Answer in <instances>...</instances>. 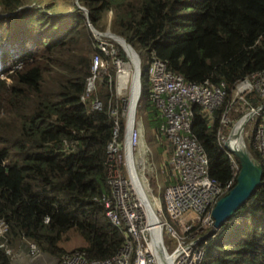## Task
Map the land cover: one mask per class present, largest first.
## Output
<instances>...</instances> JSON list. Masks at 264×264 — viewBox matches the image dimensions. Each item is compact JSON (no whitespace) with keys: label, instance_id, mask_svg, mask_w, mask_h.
Masks as SVG:
<instances>
[{"label":"trees","instance_id":"trees-1","mask_svg":"<svg viewBox=\"0 0 264 264\" xmlns=\"http://www.w3.org/2000/svg\"><path fill=\"white\" fill-rule=\"evenodd\" d=\"M77 1L98 31L122 36L187 83L208 81L224 91L212 116L192 105L191 130L208 157L209 176L222 188L231 183L224 193L231 189L240 165L233 155L232 167L218 141L221 119L228 114L232 125L264 103L255 90L245 104L233 92L240 80L264 74V0ZM3 13L14 15L0 18V73L7 75L0 79V220L7 225L0 264H13L28 242L58 259L68 252L59 242L70 231L85 241L73 250L88 260L110 258L126 239L106 217L102 197L110 195L108 145L124 134L114 60L127 57L121 48L101 50L76 0H0ZM94 56L107 66L98 68L97 88L83 102ZM149 89L142 71L140 98ZM96 99L100 109L92 107ZM147 111L155 143L172 152L157 110L148 104ZM247 148L262 166L261 185L206 241L201 264H264V155L254 135ZM164 172L167 184L177 181L168 166Z\"/></svg>","mask_w":264,"mask_h":264},{"label":"built area","instance_id":"built-area-1","mask_svg":"<svg viewBox=\"0 0 264 264\" xmlns=\"http://www.w3.org/2000/svg\"><path fill=\"white\" fill-rule=\"evenodd\" d=\"M149 81V102L164 120L161 130L173 146L169 163L178 177V182L165 190L166 208L172 224L163 219L161 210L152 207L142 187L141 176L151 171L153 164L144 152H139L138 157L134 155L139 135L135 114L130 118L127 111L124 114V139H113L108 145V183L113 196L112 200L105 199L104 204L111 223L125 225L129 239L111 258L89 261L83 253L74 252L64 255L58 264H167L168 256L162 244L164 231L177 242L171 264H201L203 251L196 249L194 242H185L184 239L199 223L212 224L210 207L231 183L222 188L209 177L208 158L191 131V105L200 104L211 115L221 103L224 91L210 86L208 81L186 83L182 76L169 72L157 59L151 62ZM254 88L264 96V74L255 80H240L235 86V97L244 100L245 93ZM95 106L98 107V103ZM256 113L261 114V123L255 137L259 148L264 151V107ZM221 123L224 126L229 124L226 114ZM116 133L117 128L115 136ZM231 134H219L221 143L225 144ZM232 166L235 167L234 162ZM132 250L134 255L131 257ZM31 252L38 255L34 246Z\"/></svg>","mask_w":264,"mask_h":264},{"label":"rangeland","instance_id":"rangeland-1","mask_svg":"<svg viewBox=\"0 0 264 264\" xmlns=\"http://www.w3.org/2000/svg\"><path fill=\"white\" fill-rule=\"evenodd\" d=\"M95 30H97V29L95 28ZM98 32H99V34H97L96 36L99 39L105 41L106 43H109L112 46H116L118 48H121L124 51V53L126 54L123 46L119 42H117L111 38H108L107 36H104V34L106 32L107 33H109V32L113 33L112 31H110L109 29H106L102 32H100V31H98ZM113 34H115V33H113ZM115 35H117V34H115ZM140 61H141V65H142V71L143 72L147 71L148 66L150 64V59H149L146 52L142 51L140 53ZM118 63L120 65H118ZM125 65L126 64H123V63L121 64L118 61L116 62L115 70H116L117 75H116V82H115V92L119 98L122 97L125 99V103L128 102L129 96H131V98L129 100L131 101V104H132V100L133 99L136 100V94L134 95V88L137 90V87L134 86L132 82L137 80L136 79L137 72L134 70L133 76H132V82H131V74H132L131 69L132 68L129 69L128 67H125ZM106 66L107 65H105L102 68V72L104 71V68H106ZM123 68H124V71L129 72L128 74H125L124 77H123L124 73H118V71H117L118 69H123ZM135 69H136V67H135ZM97 73L98 72H96V75L94 77L92 76L94 78V82H92V85H91L93 88V91L97 88V82H98V78H99V76H98L99 73L98 74ZM91 80H93V79H91ZM93 83H94V85H93ZM130 85H132L131 89H130ZM92 88H90V90ZM148 96H149V94H147V96L143 95L142 98H140L139 104H138V109L136 111V127H137V132L139 135V141H138V147H136V149L134 150V155H135V157H138L139 152H144L145 155L148 156L147 159H149L150 162L153 164L152 165L153 169L151 171H147L143 177L141 176V178L143 179L144 188L146 189V192L148 194V197H149L150 202L152 203L154 209L158 210L159 207L161 206L162 212L164 215V220L171 222L170 215L168 214V211L166 208V202H165V196H164V189L168 185L167 182L170 181V178H169V173L164 172L165 168L160 167L161 164L163 162H165V160L166 161L168 160L171 152H169L168 147L158 146L155 143L157 141L154 140V138H153L154 133H153L152 129L149 127V124L152 122V117L149 114V112L147 111L148 110V101H147ZM234 97H235V95H234ZM240 108L242 111H245V109H243L242 106H240ZM237 111H238V107H237ZM246 111L248 112L249 110H246ZM126 112H127V109H126ZM229 118H231V117L229 116ZM255 121H256V116L250 117V119L245 123V126L243 128V131H244L243 140H244L245 146L247 145L248 140L250 139V137L252 135V129L255 125ZM166 150H167V152H166ZM163 154L165 156H163ZM200 224H202V223H200ZM199 227H200V229H199ZM194 228H195V231L193 234H191L190 240L195 239L197 237L196 233L198 232V230L204 229L205 225L199 226V224H198ZM184 240H185V242H188V240L186 238ZM163 241H164L165 246L167 247V249L170 253H172L176 249V247H177L176 240L172 239V237H169L165 233V231L163 232ZM59 244L62 247H64L66 250L70 251V250H73L74 248H77L79 246L84 245L85 241L83 240V238L80 235L76 234L75 232L70 231V232L64 233L62 235ZM16 255L14 257L13 264L17 263ZM35 260L36 259L30 261V263L34 262ZM52 262H53L52 259H50V258L47 259V263H52Z\"/></svg>","mask_w":264,"mask_h":264},{"label":"clouds","instance_id":"clouds-1","mask_svg":"<svg viewBox=\"0 0 264 264\" xmlns=\"http://www.w3.org/2000/svg\"><path fill=\"white\" fill-rule=\"evenodd\" d=\"M76 3H77V6H78V9H80L79 8V6H81L80 4H79V2L76 0ZM81 7H83V6H81ZM22 7H19L16 11H18V10H20ZM83 8H85V7H83ZM85 9H87V8H85ZM81 10V9H80ZM15 11V12H16ZM83 13H84V15L86 16V18H87V22H88V24H89V21L88 20H90L88 17H87V15L85 14V12L83 11V10H81ZM8 15H14V13H3V14H0V18H2V17H5V16H8ZM88 15H89V12H88ZM90 23L92 24V22H91V20H90ZM93 25V24H92ZM89 26H90V24H89ZM90 28H91V26H90ZM92 30V29H91ZM93 32V31H92ZM94 33V32H93ZM95 34V33H94ZM95 36H96V34H95ZM118 36H120V35H118ZM97 37V36H96ZM108 37V36H107ZM120 37H122V36H120ZM108 38H111V37H108ZM123 38V37H122ZM111 39H113V40H115V41H117L116 39H114V38H111ZM100 40V47H101V50L102 51H104L105 53H108L109 52V48H110V51H111V54H114V51L118 48V47H114V46H112V45H110L109 43H106L105 41H103V40H101V39H99ZM119 42V41H118ZM127 42V41H126ZM120 43V42H119ZM121 44V43H120ZM107 45H109V47H106ZM122 46H123V43L121 44ZM104 48V49H103ZM124 48V47H123ZM132 48V47H131ZM125 50V49H124ZM132 50L135 52V54H134V56L132 57L131 55H130V53H129V55L127 54V51L125 50V52H126V54H125V56L127 57V61L126 62H124V61H122V60H120L119 58H115V60H114V65H115V68H116V62L118 61V62H120L121 64L123 63V64H126L125 65V67H128L129 69H131V72H132V74H131V82H132V76H133V72H134V70H135V67H137V69H138V76H139V94H138V97H137V102H136V106H135V108H134V111H133V113L135 114V123H136V111H137V109H138V104H139V100H140V97H141V76H142V65H141V61H140V53H137L133 48H132ZM154 59H156V58H153V59H150V64H149V66H148V69H147V81H148V84H149V88L151 89V85H150V81H149V69H150V65H151V62L154 60ZM158 60V59H157ZM162 62V61H161ZM163 63V62H162ZM164 64V63H163ZM106 64H104V62L103 61H101L100 59H98L96 56H94L93 57V71H94V74H93V77L96 75V72H97V70H98V68H101V71H102V68L105 66ZM118 65H120L119 63H118ZM165 65V64H164ZM15 67H17V66H15ZM123 67V66H122ZM166 67V66H165ZM167 69V68H166ZM104 70H105V68H104ZM168 70V69H167ZM118 71V73H124L123 74V77L125 76V74H128L129 72H126V71H124V68L123 69H118L117 70ZM169 71V70H168ZM169 72H171V71H169ZM172 73V72H171ZM173 74H175V73H173ZM117 75V74H116ZM121 75V74H120ZM177 75H179V74H177ZM181 76V75H180ZM93 77H91V78H89V80L87 81V85H86V94H85V96H83L82 98H81V100L84 102L85 100H86V98L93 92V88H92V82H94V78ZM0 79H7V75L5 74H3V73H0ZM91 79H93V80H91ZM184 79V78H183ZM246 79V78H245ZM247 79H249V78H247ZM255 79H257V78H255ZM255 79H250V80H255ZM243 80V79H242ZM185 81V80H184ZM115 82H116V79H115ZM187 83V82H186ZM93 85H94V83H93ZM211 86V85H210ZM236 86V85H235ZM215 87V86H214ZM90 88H92L91 90H90ZM130 89H131V85H130ZM150 89H149V95H150ZM253 90H255V91H257L259 94H260V91H258L256 88H254V89H252L251 91H253ZM251 91H249V92H251ZM234 95H235V87H234ZM249 92H247V93H249ZM116 93V92H115ZM247 93H245V95L243 96V99L244 100H242V99H239V98H237V97H234V99L235 100H238V101H240L241 103L243 102L244 104L246 103V100H245V96H246V94ZM117 95V94H116ZM260 96H261V94H260ZM263 98H264V96H262ZM120 98H122V97H120ZM129 98H130V96H129ZM123 99V110H122V112H121V116H122V118L124 119V130H125V116H124V114L126 113V109H127V111H128V103H129V99H128V102L127 103H125V99L124 98H122ZM147 101H148V104L149 105H151L150 104V102H149V96H148V99H147ZM245 101V102H244ZM96 103H98V107H96L95 106V104ZM242 103V104H243ZM193 104H197V103H193ZM192 104V105H193ZM192 105H191V110H192ZM200 105V104H199ZM101 106H102V104H101V101H99L98 99H96V100H94L93 101V103H92V107L94 108V109H100L101 108ZM201 106V105H200ZM127 107V108H126ZM152 107V106H151ZM202 107V106H201ZM264 107V103L263 104H261V105H258L257 107H250V108H248L247 110H249L247 113H249V112H251V111H254V114L252 115V116H256V121H255V123H258V125H257V128L259 127V125H260V123H261V114H257L256 113V111H260L261 112V109ZM153 108V107H152ZM217 108V107H216ZM215 108V109H216ZM251 108H254V110H251ZM203 109V108H202ZM204 111V110H203ZM214 111V110H213ZM158 112V111H157ZM205 112V111H204ZM244 113L241 117H243L245 114H247V113ZM112 113L113 114H115L116 113V110H112ZM193 113V112H192ZM207 113V112H206ZM213 113V112H212ZM212 113H211V115L210 116H212ZM158 114H159V112H158ZM193 115V114H192ZM227 115V117H228V119H229V124L227 125V126H224L223 124H222V127H223V129L221 130V132L219 133V134H224V135H226V136H228L230 133H232L231 135H233L234 133H235V129H236V127H234L235 125L237 126V121L241 118H239L238 120H236L234 123H232V125H231V119L229 118V116H228V114H226ZM159 116H160V114H159ZM251 116V117H252ZM223 117V116H222ZM160 118H161V116H160ZM162 119V124L164 123V120H163V118H161ZM162 124H161V126H162ZM161 126H160V129H161ZM255 126V125H254ZM191 128H192V125H191ZM118 129V128H117ZM226 129V130H225ZM223 130H225L224 132H223ZM228 130V131H227ZM162 131V130H161ZM192 131V130H191ZM253 131H254V127H253V129H252V135H251V137L254 135V142H255V144H256V146L258 147V149H259V151H261V154L262 155H264V151L263 150H261L260 148H259V146H258V141H257V139H256V137H255V135H256V132L253 134ZM256 131H257V129H256ZM163 132V131H162ZM164 134V133H163ZM243 134H244V131H242V138H243ZM165 136V135H164ZM250 137V138H251ZM166 138V137H165ZM236 138H239L238 136L236 137ZM235 138V139H236ZM123 139H124V134H123ZM122 139V140H123ZM234 139V140H235ZM122 140H120V141H122ZM166 140H167V138H166ZM168 141V140H167ZM218 141H219V143H220V145H221V147L224 149V150H226L227 151V153H228V155L231 157V165H232V162H234L235 163V167H233L235 170H237V164H236V162L232 159V156L234 155L235 156V154H233L230 150H228L226 147H225V144H222L221 143V141L219 140V137H218ZM169 142V141H168ZM243 142H244V140H243ZM170 143V142H169ZM198 143V142H197ZM245 144V143H244ZM173 147V146H172ZM246 147H247V145H246ZM248 149V148H247ZM172 153H173V150H172V152H171V154H170V157L168 158V160L166 161L165 160V162H163L162 164H161V168H165L166 166H168L169 168H170V170L172 171V174L174 175V176H176L177 177V175L174 173V171L172 170V167H171V165H170V163H169V161H170V158H171V156H172ZM205 153V152H204ZM206 155V154H205ZM163 156H165V155H163ZM207 156V155H206ZM208 158V157H207ZM208 162H209V160H208ZM240 169V168H239ZM108 171H109V165H108ZM146 173V172H145ZM144 173V174H145ZM208 174H209V167H208ZM144 176V175H143ZM142 176V177H143ZM210 177V176H209ZM211 178V177H210ZM237 178V177H236ZM107 182H108V174H107ZM178 182V177H177V181L176 182H174V183H169L166 187H165V189H164V196H165V190H166V188L168 187V186H170V185H173V184H176ZM109 184V183H108ZM142 187H144V184H143V179H142ZM230 187V186H229ZM109 188H110V195H108V197H106V196H103L102 197V201H103V204H104V201H105V199H111L112 200V189H111V186H110V184H109ZM145 189V188H144ZM228 189V188H227ZM226 190V189H225ZM230 190V189H229ZM228 190V191H229ZM228 191H226V192H228ZM225 192V193H226ZM224 192H222V194L217 198V200L221 197V196H223L224 194H223ZM145 194L147 195V197H148V194H147V192H146V189H145ZM149 198V197H148ZM150 200V199H149ZM216 200V201H217ZM216 201L211 205V207H210V215H211V210H212V208H213V206L215 205V203H216ZM166 202V201H165ZM151 203V202H150ZM151 205H152V203H151ZM160 206V205H159ZM104 207H105V204H104ZM152 207H153V205H152ZM154 208V207H153ZM159 210H161V212H162V207L160 206L159 207ZM105 215H106V207H105ZM162 215H163V212H162ZM106 217H107V215H106ZM108 218V217H107ZM211 218H212V216H211ZM109 219V218H108ZM163 219H164V215H163ZM110 221V220H109ZM111 222V221H110ZM168 222V221H167ZM213 218H212V224L211 225H207V224H200L199 223V226H201V225H205V228L204 229H202V230H198V232L196 233L197 234V237L195 238V239H193V240H190V236H191V234H193L194 233V227L188 232V238H187V240H188V242H194V246H195V248L196 249H201L202 251H203V256H204V245H205V243H206V241L209 239V238H214L215 237V235H216V231L217 230H215L214 231V233H212L209 237H207V238H204V236L213 228ZM169 223H171L172 224V221L171 222H169ZM197 226V225H196ZM123 227V229H124V232H125V236H126V239H125V242L127 241V239H129L128 237H129V235L127 234V232H126V227H125V225L124 226H122ZM199 229H200V227H199ZM7 231V225L4 223V221L3 220H0V236L1 235H3L5 232ZM204 231V234H202V235H200V233H202ZM167 234V233H166ZM168 235V234H167ZM169 237H171L170 235H168ZM172 239H174V238H172ZM175 240V239H174ZM28 244V258L32 261V260H34V259H36L37 257H39V256H41L42 254L43 255H46L45 253H43V252H41L40 250H39V248L34 244V243H32V242H28L27 243ZM125 244V243H124ZM162 244H163V247L165 248V250H166V253H167V264H171V263H169V260L171 259L172 261H173V259H174V251L172 252V253H170L169 251H168V249H167V247L165 246V243H164V241H163V234H162ZM32 246H34L36 249H37V251H38V255L37 256H34L33 254H32ZM123 247V246H122ZM121 247V248H122ZM120 248V249H121ZM119 249V250H120ZM74 252H81V253H83V256L86 258V256H85V253L83 252V251H80V250H70V251H68L67 253H65V254H63L61 257H59L58 259H57V261H56V263L55 264H58L59 263V261L61 260V258L64 256V255H66V254H72V253H74ZM134 255V252H133V250H132V255H131V257ZM48 256V255H47ZM113 257V256H112ZM111 258V257H110ZM56 259V258H55ZM87 259V258H86ZM106 259H108V258H106ZM88 260V259H87ZM93 260H104V259H93ZM202 260H203V257H202ZM89 261H92V260H89ZM202 262V261H201Z\"/></svg>","mask_w":264,"mask_h":264},{"label":"water","instance_id":"water-1","mask_svg":"<svg viewBox=\"0 0 264 264\" xmlns=\"http://www.w3.org/2000/svg\"><path fill=\"white\" fill-rule=\"evenodd\" d=\"M81 10L85 12L87 17L88 10L79 6ZM91 26L92 31L97 35L99 32L95 30V28ZM104 36H108L111 38H117L123 43L124 49L127 51L129 55L131 53L135 54L132 50L131 46L126 42V40L118 35L113 33H105ZM254 114V111H251L241 117L236 123L238 126V131L226 141L225 147L230 150L237 159L239 160L240 169L236 178L235 185L226 192L223 196H221L213 206L211 210V216L213 218V228L204 236V238L209 237L215 230H218L231 216L232 214L238 210L255 192V190L261 185L262 178V166L251 156L247 147L245 146L242 138V131L245 126V123L250 119V117ZM236 127V125L234 126ZM241 142V149L233 148L231 145V141H233L236 137Z\"/></svg>","mask_w":264,"mask_h":264},{"label":"crops","instance_id":"crops-1","mask_svg":"<svg viewBox=\"0 0 264 264\" xmlns=\"http://www.w3.org/2000/svg\"><path fill=\"white\" fill-rule=\"evenodd\" d=\"M17 263L15 264H55L57 259L47 256L41 255L36 258V260L30 263V259L28 258V245H25L23 248L20 249L19 253L16 255ZM50 258L53 260L52 263H47V259Z\"/></svg>","mask_w":264,"mask_h":264},{"label":"bare ground","instance_id":"bare-ground-1","mask_svg":"<svg viewBox=\"0 0 264 264\" xmlns=\"http://www.w3.org/2000/svg\"><path fill=\"white\" fill-rule=\"evenodd\" d=\"M114 39H116L117 40V42L119 41L121 44H122V41H120L119 39H117V38H114ZM130 55H132V57L134 56V54L133 53H131V51H130ZM135 71L137 72V74H136V79L137 80H135L134 82H132L133 83V85L134 86H136L137 87V90L134 88V95L136 94V100H132V104H131V101L129 100V103H128V113H129V116H130V118H132V115H133V111H134V108H135V106H136V102H137V97H138V94H139V74H138V69H137V67H136V69H135ZM132 86V85H131ZM124 88V87H123ZM137 92V93H136ZM130 98H131V96H130ZM129 98V99H130ZM238 126L239 125H237L236 126V131H238ZM239 132V131H238ZM238 139L239 138H236L235 140H233V141H231V145L233 146V148H238V149H241V142L239 141V145H238ZM172 262V260L170 259L169 260V263H171Z\"/></svg>","mask_w":264,"mask_h":264}]
</instances>
